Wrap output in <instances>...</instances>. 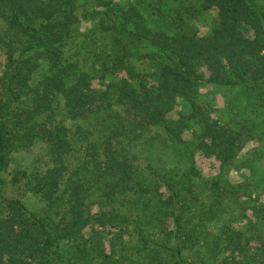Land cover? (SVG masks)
Masks as SVG:
<instances>
[{"label": "trees", "instance_id": "1", "mask_svg": "<svg viewBox=\"0 0 264 264\" xmlns=\"http://www.w3.org/2000/svg\"><path fill=\"white\" fill-rule=\"evenodd\" d=\"M248 139L264 0H0V177L43 149L39 212L0 189V264H264V170L224 167Z\"/></svg>", "mask_w": 264, "mask_h": 264}, {"label": "rangeland", "instance_id": "2", "mask_svg": "<svg viewBox=\"0 0 264 264\" xmlns=\"http://www.w3.org/2000/svg\"><path fill=\"white\" fill-rule=\"evenodd\" d=\"M214 19V10L211 8L204 11L198 22H201L198 25V31L204 33L209 29L211 22ZM225 90L220 91L214 87L201 86L198 90L199 99H204L208 105L220 108L224 103V95L222 94ZM43 152L39 146L31 145L27 149L21 150L13 153V160L10 162L9 167L6 172L2 173L0 177V189L6 195L17 196L19 197L28 209L39 212L41 207V202L38 195L31 192L28 189V184H26L20 169H23V166H26L28 162L34 163L28 169L35 167L38 162L36 160L38 153ZM234 160L228 164H225V173L232 181H240L243 178L249 177V174L258 176L262 174L264 170V145L256 142L253 139H248L245 142H242L240 148L235 152ZM33 156L36 157V160L31 161ZM202 168H207V163H210L208 160L199 161ZM17 174V175H16Z\"/></svg>", "mask_w": 264, "mask_h": 264}]
</instances>
